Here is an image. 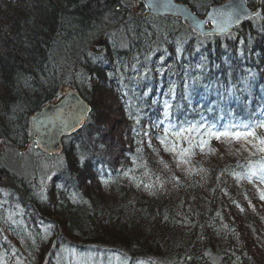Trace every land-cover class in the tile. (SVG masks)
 <instances>
[{"label":"trees","instance_id":"obj_1","mask_svg":"<svg viewBox=\"0 0 264 264\" xmlns=\"http://www.w3.org/2000/svg\"><path fill=\"white\" fill-rule=\"evenodd\" d=\"M177 1L202 15L224 0ZM246 3L259 15L199 39L131 0H0V264H264V208L250 188L264 184L245 178L259 156L177 166L156 139L169 119H264V0ZM63 86L90 111L46 156L27 145L28 120ZM157 177L155 194L136 186Z\"/></svg>","mask_w":264,"mask_h":264},{"label":"snow or ice","instance_id":"obj_2","mask_svg":"<svg viewBox=\"0 0 264 264\" xmlns=\"http://www.w3.org/2000/svg\"><path fill=\"white\" fill-rule=\"evenodd\" d=\"M159 6L164 8L174 7L171 5L170 0L163 5H147L149 8ZM247 15L248 14L243 9L241 3L230 2L227 9L219 8L215 10L211 14V19L214 22L215 31L221 35H225L229 33L233 25H238L240 20ZM254 15L258 16L259 13H255ZM210 34L211 33H209V35ZM170 109L171 105L165 102V117L170 116ZM58 111L61 115L63 114L62 109ZM86 111L87 109L83 107L77 108L75 112V124L72 125L73 129L75 126H82L83 117ZM61 122L65 128L69 127L67 120H62ZM138 122L139 119L137 117V123ZM163 124L164 121H160L156 126L160 127ZM260 129H264V119H249L247 121H237L233 119L228 123L221 122L219 126H217L216 122H209L204 118L199 121H184L175 124L169 119L168 124L163 127V135L157 136L156 139L162 145L165 152L173 153L179 157L177 160V166L180 164H188V157L192 155L193 149L196 147H199L201 152H204L206 148L211 152L210 144L213 139L217 142L239 143L244 151L249 152L250 157L255 155L259 156L258 160H247L248 171L245 178L251 182L255 177L260 183L264 184V134L258 131ZM144 135L148 136V133L145 132ZM185 144L187 147L182 146ZM148 146L150 148L152 147L151 137L148 139ZM137 151L139 152L141 149H137ZM153 151L156 150L153 149ZM159 162L164 164L165 168L168 167L163 160H160ZM133 163H135V161H133ZM143 166L147 170V164L145 163ZM238 167L243 166L238 163ZM124 174L128 176L129 172H125ZM148 174L149 173L145 171V175ZM233 174L235 175V173ZM130 178L135 180V177ZM236 178L240 179L241 177L237 175ZM172 179L179 183L178 177H173ZM104 183L107 185V181H104ZM141 185H143L150 194H155L157 185L161 190L163 189L164 181H161L159 177H157V181L154 183H143V181L136 183L137 187H140ZM260 199L264 201V191L260 192ZM140 264H143V262H140Z\"/></svg>","mask_w":264,"mask_h":264},{"label":"water","instance_id":"obj_3","mask_svg":"<svg viewBox=\"0 0 264 264\" xmlns=\"http://www.w3.org/2000/svg\"><path fill=\"white\" fill-rule=\"evenodd\" d=\"M140 5L144 7V14L164 16L169 15L180 18L188 28L197 33L198 36L206 34H219L215 31L214 22L211 19V14L219 9H227L231 3H241L243 9L248 14L240 20L242 23L249 16H252L257 10H249L245 5V0H227L220 4H216L209 8L207 13L200 17L194 13L187 5L182 2L170 0L171 5L174 7L164 8L159 7H147L148 4L163 5L168 0H136ZM210 22L211 27H206V23ZM239 23V24H240ZM236 25H233V29ZM230 29V30H231ZM78 107L87 109L83 123L89 113L88 103L79 95V93L71 87H63L61 89L58 98L52 102L44 104L39 110L32 113L29 117V136L28 142H35L37 149L46 155L58 154L61 151V139L71 135L81 126L72 125L75 124V112ZM63 110L61 115L58 110ZM62 120H67L69 127L65 128L62 124ZM83 125V124H82Z\"/></svg>","mask_w":264,"mask_h":264},{"label":"rangeland","instance_id":"obj_4","mask_svg":"<svg viewBox=\"0 0 264 264\" xmlns=\"http://www.w3.org/2000/svg\"><path fill=\"white\" fill-rule=\"evenodd\" d=\"M131 5L133 6V10H134L137 6L136 0H131ZM247 8L249 9L248 5H247ZM101 91H103V89H101ZM104 95L105 96H102L105 100V102H103L104 106L107 107V110L109 112L115 110V114H112V116L110 115L111 118L115 121L111 126H113V129H115V131L113 132V136L118 137L119 129H116V128L118 127L120 118H121L119 114L117 113L118 105H117V102L113 94H111L110 92L108 93L104 92ZM157 148H158L157 150H159V153H160V155H158L160 156V159H163L162 157H165L167 162L170 160V157L175 160L176 158L179 159V157H177L173 153H167V152L161 153L160 151H164V149L161 147H157ZM210 148H211V152H209L207 148L205 149L204 152H201L199 147L194 148L193 153H192L193 156L191 158L189 157V159L197 160L199 162H202L204 166L209 167V165H214L216 163L221 164L222 162H224V160L230 159V157H233L234 155L237 156L238 154H242L245 152L239 143L217 142L214 139L211 141ZM165 153L167 154L165 155ZM250 188L251 190L253 189V192L255 193V194H252L253 195L252 197L250 196L252 198V203L257 205L258 209H263L264 201L260 199V192L262 191L261 187L260 188L257 187L260 192L256 190L255 186H252ZM99 194L102 198L110 197V195L105 193V191H100Z\"/></svg>","mask_w":264,"mask_h":264},{"label":"bare ground","instance_id":"obj_5","mask_svg":"<svg viewBox=\"0 0 264 264\" xmlns=\"http://www.w3.org/2000/svg\"><path fill=\"white\" fill-rule=\"evenodd\" d=\"M225 1H227V0H224V1H222V2H225ZM222 2H216V3H213V5H210L208 8H210V7H212V6H214V5H216V4H220V3H222ZM245 5L247 6V3H246V0H245ZM206 7V5H204V6H202V8H205ZM207 8V9H208ZM191 9V8H190ZM144 8H142L141 10H140V12L144 15ZM251 10H257V12H259L260 11V6H256L255 8H251ZM153 16V15H152ZM153 17H158V18H160V17H173V16H169V15H164V16H153ZM247 21V20H246ZM245 21V22H246ZM192 33H193V31L191 30V29H189ZM256 44V43H255ZM89 105V104H88ZM89 111H90V106H89ZM89 114V113H88ZM88 116V115H87ZM86 119H87V117H86ZM86 119H85V121H86ZM85 121H84V123H85ZM83 123V124H84Z\"/></svg>","mask_w":264,"mask_h":264}]
</instances>
